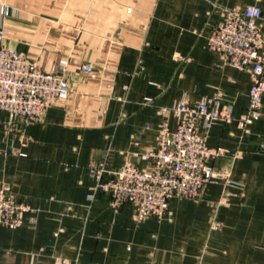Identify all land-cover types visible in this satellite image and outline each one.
I'll use <instances>...</instances> for the list:
<instances>
[{"label":"crops","instance_id":"1","mask_svg":"<svg viewBox=\"0 0 264 264\" xmlns=\"http://www.w3.org/2000/svg\"><path fill=\"white\" fill-rule=\"evenodd\" d=\"M256 3L264 35V0H0V46L47 71L65 65L71 90L40 119L0 109V184L31 206L22 226L0 225V264H264V97L242 129L252 78L208 47L225 10ZM213 95L232 120L209 131L224 149L211 165L232 184L173 197L166 216L142 221L90 196L98 161L146 166L137 154L155 147L161 106Z\"/></svg>","mask_w":264,"mask_h":264},{"label":"built area","instance_id":"2","mask_svg":"<svg viewBox=\"0 0 264 264\" xmlns=\"http://www.w3.org/2000/svg\"><path fill=\"white\" fill-rule=\"evenodd\" d=\"M3 11L8 12L7 8ZM261 19L262 8L257 3L243 9L225 10L222 20L208 37L212 52L227 64L246 70L252 78L248 112L238 119V125L246 131L262 116L264 35ZM3 33L0 30V37ZM82 67L87 72L93 71L91 64ZM66 70L65 65H60L57 71H47L24 52L0 46V109L26 121L42 118L49 107L70 94L64 77ZM151 101V98L145 100ZM219 104L217 95H213L204 96L196 104L180 100L171 106H161L162 120L155 147L137 154L146 161V166L127 160L121 167L110 170L107 159L98 161L89 167L94 182L90 196L107 194L114 210L129 204L134 208L135 219L142 221L151 216H166L173 197L198 200L210 183L222 179L226 185L232 184L230 174L216 171L211 165L224 149L209 146V131L215 121L232 120L231 112L220 108ZM211 105H215L214 108H210ZM171 116L177 121L175 129L171 127ZM30 210V204L17 199L9 183L0 184L1 226H22ZM217 227L214 223L213 228Z\"/></svg>","mask_w":264,"mask_h":264}]
</instances>
